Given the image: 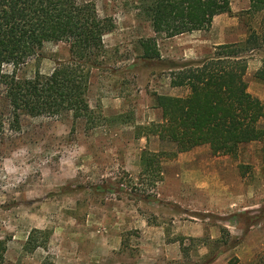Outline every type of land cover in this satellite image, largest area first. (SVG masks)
I'll return each instance as SVG.
<instances>
[{
  "label": "rangeland",
  "instance_id": "rangeland-1",
  "mask_svg": "<svg viewBox=\"0 0 264 264\" xmlns=\"http://www.w3.org/2000/svg\"><path fill=\"white\" fill-rule=\"evenodd\" d=\"M80 1L114 24L87 95L100 124L86 132L70 116H22L16 125L0 86L1 264H258L264 141L233 158L201 147L170 159L173 148L148 131L161 121L155 95L187 94L170 87V68L258 31L260 15L249 11L250 0H231L230 13L215 17L207 31L158 40L155 61L140 57L138 43L153 34L139 0ZM67 59V45L47 44L38 64L18 76L47 75ZM263 61L264 43L247 55L244 80L264 105V83L254 79ZM143 152L166 154L155 185L156 175L143 173Z\"/></svg>",
  "mask_w": 264,
  "mask_h": 264
},
{
  "label": "trees",
  "instance_id": "trees-1",
  "mask_svg": "<svg viewBox=\"0 0 264 264\" xmlns=\"http://www.w3.org/2000/svg\"><path fill=\"white\" fill-rule=\"evenodd\" d=\"M230 2L139 0V14L153 34L138 43L141 59H159L158 40L209 30L215 17L230 13ZM249 8L260 15L258 31H249L242 43L215 47L200 61L170 68V87L186 90L185 96H154L161 121L148 131L173 148L170 159L199 147L233 158L242 147L264 141V105L248 93L244 80L247 55L264 43V0H250ZM113 30L112 20L100 17L90 2L0 0V86L10 120L18 125L22 116H70L83 123L86 132L99 127L101 116L91 109L87 95L92 71L105 56L103 37ZM47 44L67 45L68 59L47 75L36 70L30 78L19 77L20 69L38 64ZM254 79L264 83V61ZM163 155L141 154L143 173L156 175L152 185L161 180L157 177ZM5 250L0 241V264ZM258 264H264V258Z\"/></svg>",
  "mask_w": 264,
  "mask_h": 264
},
{
  "label": "crops",
  "instance_id": "crops-1",
  "mask_svg": "<svg viewBox=\"0 0 264 264\" xmlns=\"http://www.w3.org/2000/svg\"><path fill=\"white\" fill-rule=\"evenodd\" d=\"M199 148H201V147H199ZM208 148V147H207ZM196 149H198V148H196ZM209 149V148H208ZM195 150V149H194ZM210 150V149H209ZM193 151V150H192ZM189 153V152H188ZM183 154H186V153H183ZM180 155V154H179ZM225 157V156H224Z\"/></svg>",
  "mask_w": 264,
  "mask_h": 264
}]
</instances>
